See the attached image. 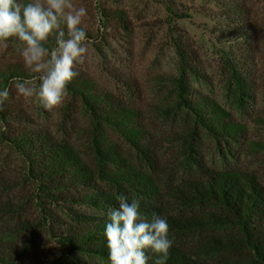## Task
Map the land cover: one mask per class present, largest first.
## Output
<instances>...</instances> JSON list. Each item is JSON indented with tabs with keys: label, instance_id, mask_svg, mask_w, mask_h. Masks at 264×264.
Returning a JSON list of instances; mask_svg holds the SVG:
<instances>
[{
	"label": "rangeland",
	"instance_id": "rangeland-1",
	"mask_svg": "<svg viewBox=\"0 0 264 264\" xmlns=\"http://www.w3.org/2000/svg\"><path fill=\"white\" fill-rule=\"evenodd\" d=\"M73 2L87 9L82 27L88 38L101 41L89 46L85 63L78 67L77 83L92 99L109 100L130 113L136 131L125 135L123 128L103 123L95 127L90 112L71 92L53 114L35 96L18 97L15 89L11 90L3 112L6 120L0 119V252L16 235L22 244L30 240L31 227H38L29 252L14 264H57L64 253L40 227L41 208L35 200L39 193L27 179L24 159L6 140L23 130L45 133L55 142L70 145L92 168V139L100 130L105 144L125 157L126 164L158 176L166 191L192 179L197 166L253 173L264 186V0ZM101 25L103 33L99 32ZM179 49L196 67L183 82L191 99L217 105L229 115L228 120L243 125L236 141L214 138L183 107L178 89ZM227 64L241 77L238 93ZM11 71L17 73L15 77L27 79L36 75L25 68L19 51L10 45L0 48V72ZM38 85L37 80L34 87ZM127 137L140 139L143 150L128 143ZM97 186L110 189L103 182ZM86 194H92L91 190L70 189L61 197L69 201L70 196ZM45 206L58 223L69 221L66 209L95 217L106 213L76 202L54 205L46 200ZM23 224H29V229ZM217 231L207 228L177 234L174 244L195 251L210 244L207 237ZM78 257L83 264H105L94 257Z\"/></svg>",
	"mask_w": 264,
	"mask_h": 264
},
{
	"label": "trees",
	"instance_id": "trees-1",
	"mask_svg": "<svg viewBox=\"0 0 264 264\" xmlns=\"http://www.w3.org/2000/svg\"><path fill=\"white\" fill-rule=\"evenodd\" d=\"M19 2L27 4L29 1ZM178 57V89L183 107L192 113L196 124L214 138L236 141L245 127L228 120L226 116L229 115L217 105L205 104L201 99H191V94L187 92L183 82L186 74L194 73L196 67L180 49ZM226 66H230L236 92L241 90L242 80L236 75V68L231 64ZM15 76L17 73L13 71L0 72V90L7 87ZM68 88L90 112L95 127H101L103 123L106 126L123 128L125 135H132L136 131L134 126L137 123L132 121L130 113L109 100L92 99L83 86L77 83L76 78ZM236 100L240 101V98ZM5 117L0 113L1 120H6ZM99 132L100 130L92 139L94 168L70 145L55 142L45 133L23 130L6 138L15 152L24 159L27 179L33 182L39 193L35 200L41 208L40 227L64 249L63 256L59 258L61 263L57 264H83L78 256L94 257L110 264L104 235L107 216L95 217L66 209L70 212L69 221L58 223L48 214L45 201L51 200L54 205L66 201L84 203L100 211H107L109 207H119L117 197L120 194L129 196V199L141 197L142 211L149 217L153 213L166 217L173 240L177 234H186L193 230H218L207 237L210 244L200 245L195 251L173 244L167 264H264V186L255 174L223 172L197 166V173L192 179L166 191L158 176L142 167L134 168L130 163L126 164L127 159L114 147L107 146ZM127 140L135 148L143 150L140 139L127 137ZM123 162L126 166H121ZM150 166L152 165H148L149 170ZM101 182L107 183L110 189H98L97 185ZM85 188L91 190L92 194L76 198L70 196L69 201L61 197V194L70 189ZM185 212L194 213L191 216V213L187 215ZM23 226L29 229V224ZM31 228L33 237L22 244L16 235L8 243V247L5 246V250L0 252V262L14 264L26 256L35 241V232L38 229ZM15 233L17 234L13 232V235ZM9 254L12 256L8 257ZM149 264H152L151 260Z\"/></svg>",
	"mask_w": 264,
	"mask_h": 264
},
{
	"label": "clouds",
	"instance_id": "clouds-1",
	"mask_svg": "<svg viewBox=\"0 0 264 264\" xmlns=\"http://www.w3.org/2000/svg\"><path fill=\"white\" fill-rule=\"evenodd\" d=\"M88 15L73 0H0V48L14 46L32 79L15 77L0 90V113L14 88L18 97L35 96L55 114L69 95L68 86L79 75L92 40L82 24ZM104 27H99L103 33ZM38 87H34L36 81ZM118 208L109 207L104 235L110 264H167L174 240L166 217L142 211V198L120 194Z\"/></svg>",
	"mask_w": 264,
	"mask_h": 264
}]
</instances>
